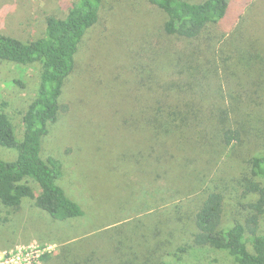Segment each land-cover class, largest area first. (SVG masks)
Returning <instances> with one entry per match:
<instances>
[{
	"label": "trees",
	"instance_id": "16d2710c",
	"mask_svg": "<svg viewBox=\"0 0 264 264\" xmlns=\"http://www.w3.org/2000/svg\"><path fill=\"white\" fill-rule=\"evenodd\" d=\"M103 1L57 0L62 13L47 14L44 31L37 38L23 40L0 31V62L38 68L33 96L21 114L20 133L9 115L0 110V147L15 152L12 159L0 157V203L13 212L22 209L26 198L53 219L64 221L85 214L59 183L62 162L53 156L44 159L41 146L48 126L67 107L62 99L70 78L79 74L92 83L101 72L90 54L85 59L82 54L88 53L94 29L115 25L114 14L107 16ZM136 2L142 11L158 18L148 23V30L128 26L142 32L134 42L127 41L131 43L125 52L130 53L129 61L124 73L118 71L115 78L123 82L118 85L123 106L116 117L133 145L130 154L125 146L120 161L155 176L212 164L209 172H203L205 186L187 199L193 209L190 223L182 230L188 231L190 243L164 252L157 241L146 250L145 264H181L185 256L201 262L211 250L225 251L236 264H264V68L250 80L243 70L232 69L241 62L247 71H253L264 63V54L258 38L242 33L243 3ZM110 79L108 84H113ZM12 82L22 87L18 79ZM91 91L97 92L95 88ZM241 104L247 106L240 109ZM245 151L250 156L243 171L228 165L242 158ZM223 173L237 179L218 178ZM234 184L241 188L235 204L238 217L229 220L228 197L236 189ZM152 231L161 234L160 226ZM128 249L134 255L140 251L132 245ZM93 254L78 258L77 252L69 256L66 249L57 256V264H102ZM48 258L54 257L43 255L44 260ZM131 259L122 264H133Z\"/></svg>",
	"mask_w": 264,
	"mask_h": 264
},
{
	"label": "rangeland",
	"instance_id": "374dc122",
	"mask_svg": "<svg viewBox=\"0 0 264 264\" xmlns=\"http://www.w3.org/2000/svg\"><path fill=\"white\" fill-rule=\"evenodd\" d=\"M237 1L243 3L242 33L258 38L259 50L264 54V0ZM56 3L57 0H0V31L23 40L37 38L44 31L45 16L62 13ZM103 8L108 17L114 14L115 25L94 29L89 36L88 53L82 54L83 59L90 54L101 72L92 83L85 82L79 74L70 78L62 99L67 107L48 126L49 133L41 146L44 159L53 156L62 162L59 183L67 195L82 206L85 214L61 221L53 219L26 198L17 212L0 203V262L21 248L22 251L43 250L54 257L52 260L42 258L40 264H57V256L65 254L66 249L69 256L77 252L78 258L94 252L102 264H122L131 258L133 264H145L148 260L146 250L157 241L164 252H174L177 247L190 243L188 231L184 230L190 223L193 204L187 199L201 191L206 184L203 172H209L212 164H207L205 169L188 166L175 170L177 173L155 176L137 172L130 169V164L120 161L125 146L126 154H130L133 145L132 139L125 138L127 133L116 117V111L123 106L118 87L123 82L115 78L118 71L124 73L129 61L130 53L125 52L131 43L127 41L134 42L136 35L142 32L131 31L128 26L133 30H148V23L153 24L158 16L142 11L136 0H104ZM262 63L253 71H247L241 62L232 69L243 70L250 80L264 68ZM242 78L247 79L245 74ZM14 79H18L22 87L13 83ZM108 79H114L113 84H108ZM37 80L38 68L34 65L0 62V110L9 115L19 133L22 111L33 96ZM261 80L264 82V76ZM109 87L114 88L113 92ZM94 88L97 92L91 93ZM3 102L6 103L4 107ZM242 106L247 105L241 104L240 109ZM244 154L235 161L238 164L234 162L236 167L232 163L234 160L228 165L243 171L245 160L250 156L246 151ZM14 156L13 150L0 147V157L12 159ZM230 177L233 182L237 179L227 173L218 178ZM33 187L37 190L36 184ZM234 187L236 189L230 190L228 197L229 220L238 217L235 204L241 188L236 184ZM154 226H160L161 234L152 231ZM261 232L264 234V227ZM141 236L147 238L146 247H143L145 238ZM131 245L140 250L136 255L128 249ZM184 259L181 264H236L225 251L217 250H211L201 262L188 256Z\"/></svg>",
	"mask_w": 264,
	"mask_h": 264
},
{
	"label": "built area",
	"instance_id": "2783aa9c",
	"mask_svg": "<svg viewBox=\"0 0 264 264\" xmlns=\"http://www.w3.org/2000/svg\"><path fill=\"white\" fill-rule=\"evenodd\" d=\"M45 253L38 249L22 251L21 248H18L14 254L6 256L0 264H40Z\"/></svg>",
	"mask_w": 264,
	"mask_h": 264
}]
</instances>
